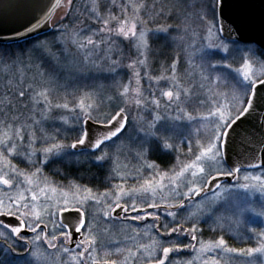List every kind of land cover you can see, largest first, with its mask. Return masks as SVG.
<instances>
[{
    "label": "rangeland",
    "instance_id": "374dc122",
    "mask_svg": "<svg viewBox=\"0 0 264 264\" xmlns=\"http://www.w3.org/2000/svg\"><path fill=\"white\" fill-rule=\"evenodd\" d=\"M176 1L168 0L169 6L172 5L173 7ZM189 1L192 3L197 0ZM211 1L210 6L213 3V0ZM141 5L145 6L144 0H73L70 14L65 16V11L68 9V3L65 0L59 8L58 21L49 33L34 38L36 41L25 52L15 53L16 55L13 58H5V54H1L0 57V141H7L11 137L12 142L19 143L15 131L20 128L21 124L25 125V150H22L20 155H14L9 154L6 149L0 148V152L3 153L0 156V169L11 174L8 162L20 172L29 175L34 173L36 168H41V172L38 174V187L36 185L31 186L38 193L39 188L47 189L44 193H39L41 204H54L59 199L61 191H68L69 185H79L81 189H91L92 195L99 202L97 203V199L88 202V204L93 203L89 207L88 219L92 221V226L97 221H101L106 224V228L100 232H92L96 243L91 255L86 257L95 259L98 254H113L116 256L122 252V264H124L126 258H128L126 264H135L144 255L147 258V252L140 244L144 242L146 245H150L152 241L149 237L152 236V232L145 234L146 227H139L127 221L105 217L104 211L114 199L111 190L120 185L126 192L131 194V190L140 188L141 185L145 184V181H152L153 184L162 181L165 187L157 190L156 201L162 205L165 202L177 204L183 201L162 199V197L169 198L173 196L171 188L174 185L170 184L168 177L175 174L173 171L174 166L175 171H179L177 165L180 162H192L195 155H198L201 150L200 145L206 142V133H200V117L206 116L210 109L214 110V105L217 102L226 104L224 103V96L218 98L213 96V92L208 87V80L204 79L205 76H209L206 74L208 72H204L201 66L204 65L206 59L210 58L211 63L219 65L216 71L219 74L222 73L221 68L224 65H229V63L224 64L220 60L221 55L224 54L223 52L213 55L215 49L206 47L208 43L216 39V17L215 23L208 19L204 20L207 26H204L201 31L197 28L196 34L192 30L191 37L188 36L190 37V46H186L185 49L189 53L187 60L177 56L171 58L160 68H158V65L156 67L154 63L149 42L154 35H166L169 28L166 27L168 26L166 24H160L162 20L159 19V16L154 20L145 18L143 13H146L147 8H140L139 16L143 23L137 25L138 30L146 32V48H138L135 40L115 36L111 37L116 41V44L113 45L110 43L107 34L97 33V29L102 26L95 20L97 14L104 18H108L109 15L124 18V16L133 15V6L139 8ZM124 6L128 7L126 13L122 12ZM214 9L216 14L215 6ZM213 23L215 24L213 35L209 36L208 27ZM200 25L199 27H201ZM65 26H67V35L61 40V30ZM93 33L97 34L94 35ZM89 36L96 41L97 46L79 47V43L86 44V39ZM73 39H76L78 43H73ZM220 39L222 38L220 37ZM220 39H217L216 42L219 43ZM101 40L104 43H101ZM222 41L228 45L230 50L229 42L223 39ZM41 42L45 44V47H37ZM141 52L144 54L141 55ZM38 57H42V60ZM244 57L247 59L246 55ZM113 60L116 61L115 64H113ZM141 60L145 61L143 65L139 63ZM249 61L252 63L253 71L257 75L264 71L263 62L261 64L260 62ZM174 62L177 63L176 75L179 84L182 88L190 90L189 95L184 97V103L180 105L184 111L181 112L179 109H175V106L172 108L162 106L161 109L156 110L154 105L150 103L153 99L150 93H156L158 96L160 88L167 89L172 86L171 65ZM242 63L235 69H232L231 66L229 68L236 74V69L241 68ZM129 65H134V67H129ZM136 72L140 73L139 77L135 75ZM160 76H166L169 79L161 81L157 85V78ZM138 79L139 84H137ZM125 86H128L130 91L127 95H122ZM136 88H139L141 98L149 103L141 106L136 105V93L131 91ZM21 90L26 92L23 101L19 100ZM45 91L48 93L47 102L44 101L43 97L37 95ZM33 97H35V100ZM197 97L205 102L203 105L206 104L202 111H197L195 108L193 110L192 108L196 103L202 104L201 101L197 100ZM81 100L85 103L94 104L103 112H114L119 107L128 109L126 130L119 139L111 143L110 148L105 149L109 151L110 159L99 164L107 166L106 171L108 174L103 179L110 178L111 180H106L107 182L104 180L103 183L105 184L101 180L102 184L100 186L94 185L95 189L80 184L78 181L65 180V178L56 181L49 175L51 173L52 175H58L57 168L59 165H54L55 161L74 165L97 164L95 161H86L81 156V162L78 163L75 158L65 156L61 159L50 154L46 165L40 163L45 159L43 149L50 147L52 143L70 145L74 142L73 137L78 134L79 126H77V131H71V128L75 126V112L72 109L78 112V105ZM64 103L68 104L67 109L55 107L57 104L62 105ZM204 109L205 111H203ZM157 111H159V115L165 118L162 123L168 130L157 133L155 136L148 135L149 125L154 122ZM186 114H190L196 119L189 121ZM45 117L47 118L45 119ZM65 120L67 123H64ZM34 121L40 123L35 124ZM157 127H160V124H157ZM188 128L192 131L190 133V135H193L191 139L189 134L186 135V132L189 131ZM57 129H59V132H57ZM33 131H35L37 138L33 147L37 151L31 157L30 162L26 157V151H31V149H27V144ZM197 135H199V139ZM158 136L169 138L168 142L176 146L175 150L163 149L164 140L157 139ZM52 137H56V139L52 140ZM189 145L192 149L191 152H189ZM150 164L155 166L168 165L169 170L164 172L155 167L150 168L148 167ZM261 172H264V168L240 172L238 174L240 183H245V176L259 175ZM190 175V173L186 174L189 178ZM233 184H235V180L232 184L222 185L221 189L206 195L207 200L205 196L191 202L184 200L186 207L178 211L179 214L176 220L179 223H184V217H187L190 213L197 214L199 218V239L211 242L223 235L221 231L217 236L206 237L202 234V229L204 225L206 226L205 222L208 218H211L212 223L219 227L221 225L230 227V232L223 235L228 247L237 249L242 241H245L242 249L259 247L261 243L260 234L264 233V215H257V213L264 211V196L255 191L234 188L232 187ZM24 187L29 186L25 184ZM51 188H56L57 191L53 193L50 190ZM97 188L102 189L97 190ZM18 190H20L19 186L9 190L0 185V199L7 200V196H15ZM180 191H187L183 183H181ZM106 193L109 195L105 196ZM80 194L87 195L83 191ZM28 195L30 196L31 193H28ZM48 197H51L50 201L47 199ZM230 198L236 200L234 208H231L232 206L228 204ZM208 200L213 201V203L209 204ZM162 214L165 215V212ZM168 218L172 221L171 217ZM201 224L203 225L202 228ZM50 225L52 229V224L50 223ZM175 226L176 224H174ZM185 227H190V223H186ZM187 238L188 236L183 235L179 237L181 241H183L182 239L186 241ZM189 243H191V240L186 244ZM10 246H12V250L7 252L6 249ZM47 246L49 247V244ZM48 247L42 240H35L34 236L24 238L22 243L0 239V261L4 264H29V262L31 264H76L73 256L77 251L65 253L62 246L57 249ZM196 247L199 249V244ZM118 249L119 251H117ZM186 251L182 257L177 258L174 256L170 264H187V261H193V264H204L205 260H215L217 264H249L250 261H254L255 264H264V254L253 253L251 256H247L241 253L239 248L236 252L216 249L210 253L198 254L190 249H186ZM130 253L134 255H130Z\"/></svg>",
    "mask_w": 264,
    "mask_h": 264
},
{
    "label": "snow or ice",
    "instance_id": "6c2138e0",
    "mask_svg": "<svg viewBox=\"0 0 264 264\" xmlns=\"http://www.w3.org/2000/svg\"><path fill=\"white\" fill-rule=\"evenodd\" d=\"M49 3L52 8L60 6V0H56V3H51V0H49ZM67 3L68 9L65 11V16L70 14L73 0H67ZM143 7L144 5H141L139 8L133 6V15L124 16V18L113 15L104 18L100 14H97L95 20L98 24L102 25L97 29V33L107 34L110 38V43L113 45L116 44V41L111 39V37L115 36L135 40L138 48H146V32L138 30L137 26L138 23H143L139 16L140 8ZM127 11L128 7L124 6L122 12L126 13ZM214 12L215 9L213 8V13ZM50 20L51 12L44 11L41 16L34 18V22L29 21V23L24 26V33L22 34L26 35L36 32L42 26H48ZM213 28H215L214 23L208 27L209 36L213 35ZM227 30L228 29L221 24L219 28H216V39H213L206 45L208 49H215L213 55H218L221 52L225 55L229 53L230 50L228 45L223 43L222 39H220L221 34ZM97 33L93 34L95 35ZM20 34L21 33H18V35ZM66 35L67 26L61 30V40H63ZM217 39H220L219 43L216 42ZM72 42L78 43L76 39H73ZM101 43H104V41L101 40ZM233 43H235V41H233ZM88 45L93 47L97 46L96 41H94L91 36L87 37L86 44L79 43V47L81 48ZM37 47L43 48L45 44L41 42ZM143 54L144 53L141 52V55ZM115 63L116 61L113 60V64ZM139 63L143 65L145 61L141 60ZM129 67H134V65H129ZM201 67L205 72H214L217 71L219 65L211 63L210 58H208ZM223 67L227 68L230 67V65H224ZM171 70L172 86L167 89L160 88L158 96L156 93H150L153 97L150 103L154 105L156 110L161 109L162 106L164 108H172L175 106V109H179V111L183 112L184 109L181 108L180 105L184 103V97L189 95L190 90L182 88L179 84L176 75V62L171 65ZM135 75L139 77L140 73L136 72ZM168 79L169 77L166 76L158 77L157 85H159L161 81H166ZM204 79L212 83L210 76H205ZM229 81H231V92L227 94L229 96L228 103L221 104L217 102L214 105V110L210 109L206 116H202L199 119L206 133V142L200 145L201 150L198 155H195V159L192 162H180V164L177 165L179 171H175L174 166L173 171L175 174L168 177L170 184L174 185V187L171 188L173 196L169 198L162 197V199H178L191 202L193 196L199 197L205 195V199L207 200L206 193L219 190L223 187L219 181L225 180L227 183H231L228 178L235 179V184H233L232 187L255 191L264 196V172H261L259 175L245 176V183L241 184L238 177L241 167L236 164H231L229 166L228 162L229 142L232 138V134L235 132V126L238 121H241L242 118L251 115L255 111L256 98L260 96L261 89H264V71L257 75V73L253 71L252 63L245 59L243 60L242 67L236 69L235 76L219 73L216 76L214 86L219 88L220 82H224V86L229 87ZM137 84H139V79L137 80ZM129 91L130 89L128 86H125L122 95H127ZM131 91L136 93L137 98L135 99V103L137 106L149 103L147 100L141 98L139 88L132 89ZM210 91H212L211 88ZM37 95L43 97L44 101H48L47 91L40 92ZM213 95L221 96L226 94L213 92ZM25 97L26 92L21 90L19 92V100L23 101ZM261 98L264 99V97ZM33 99L35 100V97H33ZM55 107L67 109L68 104H57ZM78 108V112L72 109V111L75 112V126L71 128V131H77V126H79V132L74 142L70 145L52 143L50 147L44 148L43 152L45 154V159L40 162L42 165L48 163L50 154L61 159L65 156L75 158L78 163L81 162V156H83L86 161H95L97 164H102V162L110 159V153L105 149L110 148L111 143L119 139L126 130L128 109L119 107V109L114 112H103L102 109L97 108L94 104L85 103L83 100L79 103ZM186 116L189 121L196 119L190 114H186ZM46 118L47 117H45V119ZM164 119V117L159 115V111H157L154 122L149 125L147 134L155 136L157 133L166 132L168 129L162 123ZM34 123L39 124L40 122L34 121ZM64 123H67V121L65 120ZM90 124L96 125V127L92 128ZM157 124H160V127H157ZM57 132H59V129H57ZM15 136L19 140V143L12 142V138L9 137L7 141H0V148L6 149L9 154L20 155L21 151L25 150V125L21 124L20 128L16 129ZM36 139L35 131H33L27 144V149H31V151H26V157L30 162L31 157L35 155L37 151V149L33 147L36 143ZM51 139L55 140L56 137H52ZM157 139L164 140L162 144L163 149L175 150L176 146L168 142L169 138L158 136ZM191 151L192 149L189 145V152ZM2 155L3 153L0 152V156ZM8 166L10 167L11 174L5 173L0 169V185L9 190L19 186L20 190L17 191L15 196H7V200L0 199V239L12 240L15 242L16 240L23 239V233L27 230L35 234V240H41L42 237L39 234L41 225H43V230L46 231L48 223H45V220L47 219V221L52 224L51 238L47 240L49 247H56V242L62 238V243L64 244L63 251L65 253H71L73 251L72 248L68 247V245L72 244H74L77 250L83 249V251H78L73 256V260L76 261V264H84L85 257L91 255L96 243L95 237L92 235L91 231L92 221L88 219L89 213L86 207L90 200L97 199L92 195L91 189H81L79 185H69L68 191H61L59 199H57L54 204H41V196L39 193H44L47 189L39 188L38 193L31 187L32 185L38 187V174L41 172V168H36V171L29 175L11 166L10 162H8ZM247 166L249 168H259L264 167V163H249ZM148 167L154 168L156 166L150 164ZM187 173L191 174L190 178L186 176ZM121 179H123V177H121ZM181 183L187 188L186 192L180 191ZM25 184L29 187H24ZM164 187L165 185L162 181L158 184H153L152 181H145V184L141 185L140 188L131 190L130 194L126 192L123 187L117 185L115 189L111 190L114 199L104 211L105 217L108 218L119 216L123 213L122 219L124 220L147 221V219L151 217L153 221L159 222L161 220L160 215L150 210L164 207L165 215L171 217L172 222L164 224L154 223L146 226L145 234L151 232L156 233L154 237H149L152 241L150 245L142 246L144 251L147 252V264H169L171 254L182 250V241L179 239L181 235L191 237V243L183 244V249H190L198 254L210 253L216 249L228 252L237 251V249L227 246V241L223 235H221L219 239H213L211 242H205L199 239L197 235L199 231V218L195 213H190L187 217H184V223H179L176 220L179 213L172 209H184L186 204L183 202L177 204L165 202L162 205L156 201L155 197L157 195V190L163 189ZM50 190L53 193L57 191L56 188H51ZM81 191L86 192L87 195H81ZM28 193H31V195L29 196ZM108 195V193L105 194V196ZM47 199L50 201L51 197ZM98 202L99 200L97 199V203ZM208 203L211 204L213 201L208 200ZM257 215H264V211L257 213ZM5 217L14 218L17 224L13 225L9 223L4 219ZM186 223H190V227H185ZM172 224H176V226L173 227ZM161 229L163 230L161 231ZM56 233H59V236ZM77 236L81 238L76 240ZM173 237H175V239H173ZM43 239H47V235ZM260 239L261 243L259 247L246 250L240 249V252L247 256H251L253 253L264 254V233L260 234ZM197 244H199V249L196 247ZM11 250L12 246L6 249L7 252H11ZM117 251H119V249ZM130 255L134 254L130 253ZM127 259L128 258L125 259L124 264H126ZM0 264H4V262L0 261ZM29 264H31V262H29ZM104 264H109V262L106 260ZM110 264H118V262L112 260ZM187 264H193V261H187ZM204 264H217V262L215 260H205ZM249 264H255V262L250 261Z\"/></svg>",
    "mask_w": 264,
    "mask_h": 264
},
{
    "label": "water",
    "instance_id": "95a60500",
    "mask_svg": "<svg viewBox=\"0 0 264 264\" xmlns=\"http://www.w3.org/2000/svg\"><path fill=\"white\" fill-rule=\"evenodd\" d=\"M64 1L60 0V6L52 8L49 0H0V44L21 43L49 33L58 21L59 8ZM51 3H56V0H51ZM215 8L216 27L219 28L223 24L228 29L220 36L223 40L230 43L235 41V43L255 44L264 51V0H216ZM44 11L51 12L49 25L42 26L36 32L22 34L24 26L29 21L34 22V18L41 16ZM18 33L21 34L18 35ZM261 97H264V89H261L260 96L256 98L255 111L237 122L235 132L229 142V166L236 164L241 167V171L264 168H249L247 166L249 163H264V99ZM90 127L95 128L96 125L90 124ZM228 180L231 183H227L225 180H221L219 183L221 185L232 184L235 179L228 178ZM203 196H193L192 200ZM163 208L161 207V209ZM113 217L122 218L123 213ZM4 219L13 225L17 224L14 218L5 217ZM41 227L43 228V225ZM32 235L34 234L27 230L23 233L25 237ZM80 238L77 236L76 240ZM68 247L74 248V244L68 245Z\"/></svg>",
    "mask_w": 264,
    "mask_h": 264
},
{
    "label": "trees",
    "instance_id": "16d2710c",
    "mask_svg": "<svg viewBox=\"0 0 264 264\" xmlns=\"http://www.w3.org/2000/svg\"><path fill=\"white\" fill-rule=\"evenodd\" d=\"M145 1V8H147L146 13H143V16L145 15V18L154 20L157 16H159V19H161V25L166 24L169 28V32L167 31L166 35L159 34L154 35L150 38V53L153 55L154 63L156 64V67L158 65V68L163 67L164 63H167L171 58H175L179 56V58H185L187 60L189 58V53L185 50L186 46L189 45V39L192 34V30L194 31V34H196V29H204V26H207V23L204 21L206 19L211 20L215 23V12L213 13V8L215 6V1L213 0L212 7L210 6L211 0H197L192 3H190L189 0H177L176 3L169 6L168 0H144ZM190 3V5H189ZM144 11V10H143ZM203 20V21H202ZM201 24V25H200ZM199 25L201 27H199ZM203 26V27H202ZM190 36V37H188ZM36 39L30 40L24 43L19 44H11V45H3L0 44V57L1 54H5V58H13L15 53H22L25 52L30 45L35 42ZM185 44V45H184ZM230 51L228 54H222L221 55V61L225 63H229V65L232 67V69H235L236 67H239L243 60H245V55L247 56L248 60H251L254 63L263 62L264 64V51L258 48L254 44H241V43H229ZM190 49V47H189ZM42 56V55H41ZM192 57V56H191ZM220 57V56H218ZM45 58V57H44ZM38 59L42 60V57H38ZM46 61V60H45ZM262 64V63H261ZM47 66V65H46ZM229 67H223L221 68L222 73L224 74H231L232 76H235L236 74L234 71ZM205 72V71H204ZM210 76L212 83L209 81V86L212 89V92H220L225 93L226 95H221L225 97V102L228 103L229 96L227 94H230L231 88L230 84L231 81H229V87L224 86V82L220 84L219 88H216L214 86L216 81V76L218 75L216 71L213 73H206ZM214 96V95H213ZM218 98L219 96H215ZM198 101H201L199 97H197ZM202 104H195L192 106L193 110H201L203 107H206V104L203 105L205 102L201 101ZM195 106V107H194ZM205 111V109L203 110ZM199 127H201L200 133L205 132L203 130V126L199 123ZM186 130V129H185ZM184 130V131H185ZM189 130V128H188ZM186 132V131H185ZM192 133L191 130L186 132V135H190ZM200 135V134H199ZM199 135H197V138L199 139ZM193 135H190V139ZM121 137V136H120ZM75 140V136L73 137ZM74 165V164H66L61 161H55L54 165ZM81 165H99V164H93V163H83ZM50 177H52L54 180L58 181L59 178L52 173L49 174ZM236 200L233 198H230V202L228 203L231 208H234L236 206ZM233 210V209H231ZM206 226L201 224V228L203 227L202 234L207 236H217L218 233L221 231L223 235H226L228 232H230V227L228 225L226 226H217L212 223L211 218H208L205 222ZM174 227V225H172ZM200 232L197 234L199 237ZM175 239V237H173ZM245 241H242L240 245H238L239 249H242V245ZM248 245V244H247ZM241 246V247H240ZM237 248V249H238ZM185 254H177L175 257L179 258L184 256Z\"/></svg>",
    "mask_w": 264,
    "mask_h": 264
},
{
    "label": "flooded vegetation",
    "instance_id": "af4514ba",
    "mask_svg": "<svg viewBox=\"0 0 264 264\" xmlns=\"http://www.w3.org/2000/svg\"><path fill=\"white\" fill-rule=\"evenodd\" d=\"M106 168L107 166L103 165H59L58 168H57V177L59 178V181L62 180L63 178H65V180H71L72 182H79L80 184H83V185H86L87 187H92L94 188L95 186L94 185H98L100 186V184H102L104 182V180H111L110 178H107V179H103L104 177L107 176L108 172L106 171ZM158 170L160 171H164V172H167V170H169V166L168 165H156V167ZM101 180H102V183H101ZM107 182V181H106ZM105 184V183H103ZM103 188V187H102ZM102 188H97L98 189H102ZM95 189V188H94ZM91 202V201H90ZM184 203V200L182 201ZM90 204L93 205V203H89L88 205H86L87 207V210H88V213H89V207H90ZM173 211H179L180 209H172ZM150 211L154 212V213H158L161 217V220L159 222H156V221H153L151 219V217H149L147 219V221H132V220H124L122 218H114V217H111L115 220H121V221H127V222H130L136 226H139V227H146L147 225L149 224H154V223H161V224H164V223H171L172 221L170 220V218H168L166 215H163L162 213L165 212V209H151ZM89 218V217H88ZM45 223H48V228L47 230L45 231V233L43 234V228L41 227V231H40V236L42 237V241L45 243L46 247H48V243H47V240L51 238V233H52V229H51V225L50 223L45 220ZM106 224H103L101 221H97L96 224L94 226H92V232H100L102 230H104V228H106L105 226ZM174 225V224H172ZM163 229H161L162 231ZM58 236H59V233H56ZM152 236L154 237L156 235L155 232H152L151 233ZM35 235V234H34ZM32 235V236H34ZM47 235V239H43L45 236ZM32 236H29V237H32ZM24 238H29V237H25L23 236ZM23 239H20V240H16L17 243H22L23 242ZM182 245H181V248L182 250L180 252H177V253H173L171 254V257H170V260H169V264L171 262V259L177 255V254H185L186 249H183V244H186L189 240H191V237L188 236L187 240L185 241L184 239H182ZM146 245V243L144 242H141L140 246H144ZM60 246L64 247V244L62 243V238L61 240H58L56 242V247H51L53 249H57L59 248ZM50 248V247H48ZM110 248V247H109ZM73 251H83V249H80V250H77L74 248H72ZM72 251V252H73ZM144 255V254H143ZM122 256H123V253L120 252L118 255L114 256L113 254H103V255H100L98 254V257L96 256L95 259H92V258H88V257H85L84 259V264H94V261H95V264H104V262L107 260L110 264V262L112 260H116L118 262V264H122ZM135 264H147V259L145 257V255L138 259V261L135 263Z\"/></svg>",
    "mask_w": 264,
    "mask_h": 264
}]
</instances>
